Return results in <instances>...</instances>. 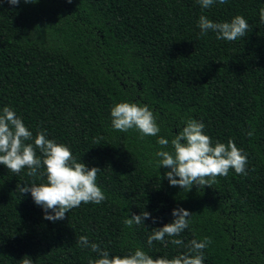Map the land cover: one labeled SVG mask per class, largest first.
<instances>
[{
	"label": "trees",
	"instance_id": "16d2710c",
	"mask_svg": "<svg viewBox=\"0 0 264 264\" xmlns=\"http://www.w3.org/2000/svg\"><path fill=\"white\" fill-rule=\"evenodd\" d=\"M264 0H228L201 10L196 0H38L0 3V108L15 110L35 136L66 144L77 161L98 167L102 203L84 204L63 220L43 218L24 183H43L0 165V264H89L96 253L78 246L86 235L112 254L141 247L153 259L186 251L147 237L192 213L180 234L210 239L204 264H264ZM242 15L250 28L236 41L200 35L197 21ZM147 104L168 139L181 119L202 120L212 141L231 139L247 155V175L229 169L202 188L170 186L153 167L161 146L135 130L110 127V109ZM182 126V125H181ZM249 131L253 132L248 136ZM31 142V141H29ZM39 155V152L37 153ZM161 177V179H160ZM157 218L129 230L126 215ZM168 238L166 237V240Z\"/></svg>",
	"mask_w": 264,
	"mask_h": 264
},
{
	"label": "clouds",
	"instance_id": "9594fccd",
	"mask_svg": "<svg viewBox=\"0 0 264 264\" xmlns=\"http://www.w3.org/2000/svg\"><path fill=\"white\" fill-rule=\"evenodd\" d=\"M20 2L21 0H7L12 6H18ZM23 2L35 4L38 0ZM227 2L228 0H196L202 11ZM259 24L264 25V8L259 10ZM197 27L202 36L211 32L217 40L231 42L245 37L250 25L242 15H235L230 21H213L200 15ZM110 118L113 130H135L141 139L146 136L156 137V143L161 147L155 152L154 163H149L157 169L162 166L168 169L163 178L167 179L170 186H179L184 191L191 190L194 185L202 188L217 176H227L229 169L236 174L247 175L248 159L243 150L231 139L227 144L213 142L205 133L206 125L202 120L182 118L181 124L177 125L179 131L168 139L158 135L160 126L147 104L140 105L130 101L116 103L110 109ZM247 135L252 136L253 132L249 131ZM0 165L14 174L27 169L28 176L45 178V182L39 184L24 183L23 187L19 186V192L21 195L30 193L33 202L42 209L43 218L51 222L63 220L66 213L82 203L98 205L107 198L97 184L100 168H89L81 160L78 162L69 146L47 138L46 130L37 131L33 136L22 118L9 106L0 108ZM171 215L173 219L170 223L152 228L147 237L149 247L154 241L185 247V252L171 258L165 255L153 259L141 247L123 255L112 254L110 258L107 248L91 242L86 235L79 236L77 243L82 249L96 253L97 258L90 259L89 264H204V250L210 244V239H192L185 244L179 237L189 228L192 213L179 207L173 208ZM148 219L153 223L157 221L150 212L141 211L130 216L127 214L123 223L131 230L134 225L144 226ZM23 264H32V261L24 259Z\"/></svg>",
	"mask_w": 264,
	"mask_h": 264
}]
</instances>
